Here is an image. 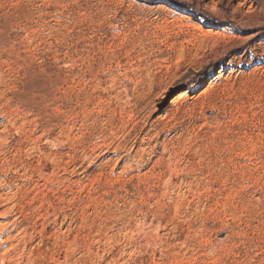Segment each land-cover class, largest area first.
I'll list each match as a JSON object with an SVG mask.
<instances>
[{
	"label": "rangeland",
	"instance_id": "obj_1",
	"mask_svg": "<svg viewBox=\"0 0 264 264\" xmlns=\"http://www.w3.org/2000/svg\"><path fill=\"white\" fill-rule=\"evenodd\" d=\"M0 264H264V0H0Z\"/></svg>",
	"mask_w": 264,
	"mask_h": 264
},
{
	"label": "bare ground",
	"instance_id": "obj_2",
	"mask_svg": "<svg viewBox=\"0 0 264 264\" xmlns=\"http://www.w3.org/2000/svg\"><path fill=\"white\" fill-rule=\"evenodd\" d=\"M165 9H167V8H165ZM182 17L184 18V16H182ZM182 17H181V18H182ZM186 17H187V16H186ZM186 17H185V18H186ZM200 27H201V26H200ZM185 94H186V93H185ZM73 162H74V161H73ZM80 164H81V163H80ZM7 211H8V210H7ZM12 212H13V211H12ZM4 213H5V212H4ZM5 214H6V213H5ZM4 216H5V215H4ZM17 220H18V219H17ZM7 224H9V223H7ZM7 224H6V225H7ZM12 225H13V224H12ZM3 227H4V226H3ZM3 227H1V228H3ZM6 227H7V226H6ZM5 229H6V228H5Z\"/></svg>",
	"mask_w": 264,
	"mask_h": 264
}]
</instances>
